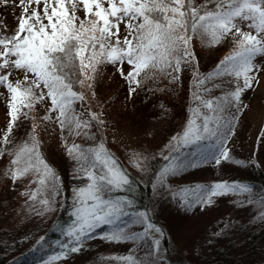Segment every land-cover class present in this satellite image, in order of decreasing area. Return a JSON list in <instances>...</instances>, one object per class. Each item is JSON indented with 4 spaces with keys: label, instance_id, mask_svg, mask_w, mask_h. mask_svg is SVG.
<instances>
[{
    "label": "snow or ice",
    "instance_id": "1",
    "mask_svg": "<svg viewBox=\"0 0 264 264\" xmlns=\"http://www.w3.org/2000/svg\"><path fill=\"white\" fill-rule=\"evenodd\" d=\"M0 6L21 9L16 29L10 35L0 34V87L9 94L8 122L0 130V158H10L4 176L13 183L32 178L37 187L22 195L38 201L41 208L33 205V211L37 215L55 211L61 180L41 152L36 132L41 122H51L58 125L66 152L76 162V172L88 180L85 186L73 189L75 220L66 230L67 243L44 264H55L80 252L85 238L105 225L112 226V231L102 236L108 242L140 246L151 238L148 264H155L151 257L159 251L158 237L163 230L152 222L149 213L130 214L127 209L133 201L108 197L114 190H129L132 181L104 140L85 148L69 145L64 136L67 133L97 141L91 129L99 130L105 124L103 113L84 108L86 96L77 86L93 89L105 65L116 67L128 85L129 97L149 80L156 83L164 78L175 85L186 68L193 70L189 117L165 145L169 154L161 152L167 163L159 170L154 188H166L186 211L211 205L213 197L251 195L252 188L240 182L174 189L167 181L190 167L243 163L230 156L227 142L238 120L232 109L241 111L242 94L259 84V74L264 71L257 62L264 57V0H0ZM81 12L82 16L78 14ZM195 40L205 48L231 41L234 49L212 71L200 73ZM227 85L232 89L218 97L211 95L214 88ZM92 95L95 97V91ZM45 102L50 106L37 121L30 113ZM22 118L33 124L27 138L18 142L14 129ZM181 146H194L184 159L173 155ZM132 163L143 170L139 156ZM260 203L264 206V197ZM122 217H129L130 223ZM260 219L264 220V209ZM130 225H140L142 231H131ZM110 259L117 264H145L132 253Z\"/></svg>",
    "mask_w": 264,
    "mask_h": 264
},
{
    "label": "rangeland",
    "instance_id": "2",
    "mask_svg": "<svg viewBox=\"0 0 264 264\" xmlns=\"http://www.w3.org/2000/svg\"><path fill=\"white\" fill-rule=\"evenodd\" d=\"M20 14L19 7L0 6V34L10 35L17 27ZM78 14L83 15L82 12ZM193 47L199 61V70L207 69V73L212 71L216 64L234 49L231 41L222 46L205 48L198 40H195ZM257 62L264 66V57L258 58ZM124 70L127 72L128 67L125 66ZM192 75L193 70L188 67L180 74L178 84L170 85L164 78H160L156 83L149 80L143 88L137 89L129 97L128 85L116 67L103 66L93 89H89L87 86L83 88L78 86V90L85 93L84 108L90 109L94 113L102 112L105 124L99 130L95 127L91 129L92 133L97 134V141L67 136V133H64L67 143L69 145L75 143L87 148L102 138L107 149L114 155L120 166L135 180L142 183L153 168L163 162L161 152L164 155L169 154L165 145L173 135L183 129L189 117L188 109L192 104L191 97L194 91L191 86ZM259 81L257 86L242 94L241 111L235 112V109H232L238 120L234 127V133L230 135L227 142V148L234 160L243 163L222 162L219 166L213 163L187 168L178 175L168 178L167 183L172 188H178L177 186L183 184H204L203 181L212 182L213 178L221 181L223 173L227 177L246 179L247 173L251 176L257 165L264 172V71L260 72ZM208 86L211 87L210 84ZM232 87V85H227L224 88H214L211 95L221 96ZM157 88L170 90L155 91ZM93 91H95V97L92 95ZM0 94H2L0 95V130H2L6 128L8 122L9 94L3 87H0ZM161 104L164 105V108L160 107ZM244 105L247 107H243ZM49 106V102L37 105L30 115L37 117V121H39V117L45 114ZM76 107L80 110L79 104ZM32 124V120L24 118L18 122L19 126L14 129V136L18 142L27 138ZM36 132L40 140L41 152L61 180L59 195L55 198V211L37 215L33 211V205L40 209L38 201L33 202L27 196L22 195V193L35 190L37 185L31 183L32 178H25L13 183L4 176L10 158L7 156L0 158V246L4 248V252H2L4 254L0 253V260H7L16 254L7 257L10 253L17 251L18 244L28 246V248L34 247L43 238L42 234L47 230V227L53 222L58 208L63 206L70 208L74 215L73 189L83 187L88 183L83 174L76 172V162L68 156L57 124L41 122ZM188 148L180 147L178 156L180 159L187 156ZM191 150L193 151V147ZM184 152H186L185 156L182 155ZM136 156L140 157L143 170L133 165L132 161ZM166 191L168 190L166 189ZM108 197L118 198L114 193H109ZM169 197L170 200L162 202L161 207L154 211L152 216L157 217L159 224L166 230L170 246V259L175 264H188L191 261L203 262L204 253L216 254L217 248L223 247V241H219L218 245L211 241L217 239L216 233L220 226L222 227L227 222L231 224L233 219L241 220L240 212L244 207L241 202L233 201L226 196H218L213 197L211 205L197 206L186 211L178 206L176 200ZM122 221L129 222V217H123ZM104 228L103 231L92 234V238H85V247L80 252L69 254L67 258H62L55 264H117V261L110 258L126 256L130 253L148 264L150 258L147 253L151 250V238L142 241L140 246L132 242H108L102 239V236L111 232L112 226L105 225ZM67 229L61 232L62 240L67 238L68 241L69 239L66 235ZM130 230L140 232L142 226L130 225ZM13 232L15 234H12ZM62 240L55 246L52 254L36 264H44V261L50 256L62 251L61 245L67 243ZM206 246L208 247L205 248ZM14 247L17 249L13 250ZM151 259L155 260V264H165L161 259L160 248Z\"/></svg>",
    "mask_w": 264,
    "mask_h": 264
},
{
    "label": "trees",
    "instance_id": "3",
    "mask_svg": "<svg viewBox=\"0 0 264 264\" xmlns=\"http://www.w3.org/2000/svg\"><path fill=\"white\" fill-rule=\"evenodd\" d=\"M199 72L206 74L207 69L202 68ZM204 143L207 142L205 141ZM192 147L194 148V146H189L187 149L188 151H186L187 154L189 151H192ZM186 152L182 155L185 156ZM173 155L179 156L180 151L173 153ZM166 163L167 161L165 160L158 163V165L153 168L152 172L145 177L142 183L135 180L126 171L132 181L131 188L125 191L114 190L111 193H114V195L116 194L118 198L126 197L133 201L132 207L127 209L130 214L144 211L149 213L152 222L163 230V235L159 236V248L162 262L165 264H175L170 259V246L167 240L166 230L159 224L158 218L152 216V213L161 207L162 202L170 200L169 196L171 195L169 191H166V188L153 187L154 184H158V182H155L157 181V174ZM222 179L229 183L240 182L247 184L253 191L250 196L232 194L224 195L233 201L241 202L244 205L240 212L241 220L233 219L234 222L232 221L231 224L227 222V224H224L222 227L220 226L216 233L217 239L211 241V243L217 245L219 241H223V247L217 248L215 251L216 254L204 253V256H202L203 262L191 261L188 262V264H264V220L260 219L261 211L264 209V206L260 203V199L264 197V172L257 165L251 176L247 173L246 179L227 177V175L223 173L221 181L213 178L211 179L212 182H203L204 185H211L215 182H222ZM190 185L191 184H183L177 187L180 188ZM249 199H251V203L249 202ZM58 209L59 210L57 211L53 222L42 234L43 238L34 247L28 248V246H20L18 244V249L15 247L13 248V250L17 249V251L10 253L7 257L14 253L16 254L7 260L1 259L0 264H36L44 260L46 256L52 254L55 246L62 240L61 232L64 231V229L70 228L75 220V216L71 213L70 208L63 206ZM103 229H105L104 226L100 228V230H96L94 233L101 230L103 231ZM12 234L15 233L13 232ZM92 234L90 236L91 238ZM62 241H67V238H64ZM207 247L208 246L205 248ZM2 252H4V248L0 246V253L3 255L4 253Z\"/></svg>",
    "mask_w": 264,
    "mask_h": 264
}]
</instances>
